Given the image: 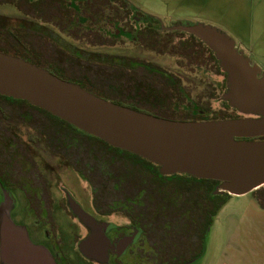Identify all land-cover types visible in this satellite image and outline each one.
<instances>
[{"label":"flooded vegetation","instance_id":"obj_1","mask_svg":"<svg viewBox=\"0 0 264 264\" xmlns=\"http://www.w3.org/2000/svg\"><path fill=\"white\" fill-rule=\"evenodd\" d=\"M166 20L129 0H0V52L157 118H239L214 53L181 29L192 20ZM209 181L164 176L29 102L0 100V204L11 200L56 264H194L216 205L231 200Z\"/></svg>","mask_w":264,"mask_h":264},{"label":"water","instance_id":"obj_2","mask_svg":"<svg viewBox=\"0 0 264 264\" xmlns=\"http://www.w3.org/2000/svg\"><path fill=\"white\" fill-rule=\"evenodd\" d=\"M214 53L227 74L223 96L239 118L177 122L106 101L30 62L0 52V95L23 100L142 157L164 176L219 181L215 195L245 196L264 187V70L228 33L203 22L181 28ZM14 206L0 204V264H56L35 245Z\"/></svg>","mask_w":264,"mask_h":264},{"label":"rangeland","instance_id":"obj_3","mask_svg":"<svg viewBox=\"0 0 264 264\" xmlns=\"http://www.w3.org/2000/svg\"><path fill=\"white\" fill-rule=\"evenodd\" d=\"M129 1L144 11L167 19V23L178 17L181 23L192 20L193 23L213 25L228 33L239 44L244 43H241L242 34H248V26L247 29H240L241 21L238 22L237 14L231 11L236 8L235 0ZM171 16L174 17L169 19ZM258 20H262L259 25L262 34L264 13L258 15ZM253 25H257L255 19ZM257 41L259 39L254 30L251 44L243 48L264 70V44ZM252 196H231L229 203L215 219L206 253L194 264H264V207ZM13 220L18 225L24 222L18 211L13 212Z\"/></svg>","mask_w":264,"mask_h":264},{"label":"crops","instance_id":"obj_4","mask_svg":"<svg viewBox=\"0 0 264 264\" xmlns=\"http://www.w3.org/2000/svg\"><path fill=\"white\" fill-rule=\"evenodd\" d=\"M235 6L236 8L232 9V13L237 14L238 22L241 21L240 29L243 27L248 26L247 33L242 34V39L240 44L242 47L243 46H249L252 42L253 38V31H256L257 38L259 41L258 43L263 42L264 44V33L262 32L261 34V29L259 25L262 24V20H258V15L264 13V0H235ZM254 19L257 22L256 27H254ZM238 35L239 30H238Z\"/></svg>","mask_w":264,"mask_h":264},{"label":"trees","instance_id":"obj_5","mask_svg":"<svg viewBox=\"0 0 264 264\" xmlns=\"http://www.w3.org/2000/svg\"><path fill=\"white\" fill-rule=\"evenodd\" d=\"M0 100H1V101H6L7 103H10V102H16V101H17V100H15V99H12V98H9V97H5V96H2V95H0ZM24 102H26V101H24ZM229 108H231V107H229ZM231 110H232V112H234V113L236 112V110H234V109H232V108H231ZM236 114H237V112H236ZM225 119H231V118H230V116L216 117V118L212 119V121H215V120H225ZM103 142H104V141H103ZM104 143L107 144L106 142H104ZM107 145L110 146L109 144H107ZM110 147H111V146H110ZM111 148H114V147H111ZM114 149H117V148H114ZM117 150H119V151H123L124 153H126V154H128V155H131V156H133V157H135V158H137V159H139V160L145 162L146 164H148L149 166H151V167L154 168V169H159L158 166L154 165L153 163H151L150 161H148V160H146V159H144V158H142V157H139V156H137V155H134V154H132V153L126 152V151L121 150V149H117ZM178 176H179V177H184V178H185V176H181V175H178ZM186 178H190V177H186ZM191 178H194V177H191ZM195 179H196V178H195ZM209 182L216 184V183H218L219 181H209ZM257 196H258L260 199H263V198H264V189H263V190H259V191H257ZM216 199H217V197H216ZM227 202H228V201H224L220 206H217V205H216V209H215V212H214L215 219H216V217L218 216V214H219V212L221 211V209L227 204Z\"/></svg>","mask_w":264,"mask_h":264}]
</instances>
